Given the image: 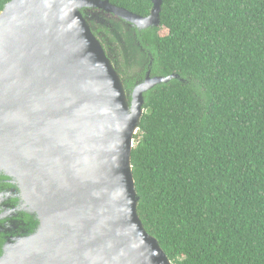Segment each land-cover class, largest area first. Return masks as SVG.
<instances>
[{
    "label": "water",
    "instance_id": "95a60500",
    "mask_svg": "<svg viewBox=\"0 0 264 264\" xmlns=\"http://www.w3.org/2000/svg\"><path fill=\"white\" fill-rule=\"evenodd\" d=\"M151 2L147 16L109 0H10L0 11V174L38 219L2 263L174 264L137 212L131 151L143 94L178 76L147 71L128 99L91 23L106 20L135 58L134 28L160 24L162 0Z\"/></svg>",
    "mask_w": 264,
    "mask_h": 264
},
{
    "label": "trees",
    "instance_id": "16d2710c",
    "mask_svg": "<svg viewBox=\"0 0 264 264\" xmlns=\"http://www.w3.org/2000/svg\"><path fill=\"white\" fill-rule=\"evenodd\" d=\"M91 23L128 99L147 71L178 76L143 94L131 165L144 228L174 264H264V0H162L159 26L134 28L135 58Z\"/></svg>",
    "mask_w": 264,
    "mask_h": 264
},
{
    "label": "flooded vegetation",
    "instance_id": "af4514ba",
    "mask_svg": "<svg viewBox=\"0 0 264 264\" xmlns=\"http://www.w3.org/2000/svg\"><path fill=\"white\" fill-rule=\"evenodd\" d=\"M119 25L120 31L125 29ZM101 27L109 30L106 25ZM37 225V216L20 196L17 185L0 174V264H4L1 261L3 256L18 251L15 247L19 240L33 234Z\"/></svg>",
    "mask_w": 264,
    "mask_h": 264
},
{
    "label": "rangeland",
    "instance_id": "374dc122",
    "mask_svg": "<svg viewBox=\"0 0 264 264\" xmlns=\"http://www.w3.org/2000/svg\"><path fill=\"white\" fill-rule=\"evenodd\" d=\"M103 23H104L103 25H106V26H108V27L110 28L109 24L106 23V20H105ZM119 44H120V43H119ZM120 46L122 47L123 44L121 43Z\"/></svg>",
    "mask_w": 264,
    "mask_h": 264
}]
</instances>
